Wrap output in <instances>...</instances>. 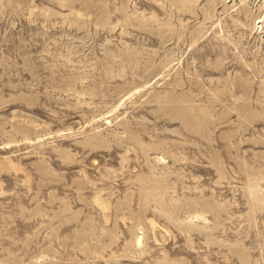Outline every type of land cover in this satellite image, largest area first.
Returning <instances> with one entry per match:
<instances>
[{"label": "rangeland", "instance_id": "rangeland-1", "mask_svg": "<svg viewBox=\"0 0 264 264\" xmlns=\"http://www.w3.org/2000/svg\"><path fill=\"white\" fill-rule=\"evenodd\" d=\"M0 264H264V0H0Z\"/></svg>", "mask_w": 264, "mask_h": 264}]
</instances>
